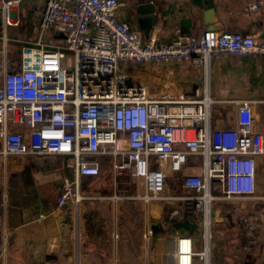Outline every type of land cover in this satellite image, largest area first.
Returning <instances> with one entry per match:
<instances>
[{"label": "built area", "instance_id": "2783aa9c", "mask_svg": "<svg viewBox=\"0 0 264 264\" xmlns=\"http://www.w3.org/2000/svg\"><path fill=\"white\" fill-rule=\"evenodd\" d=\"M24 1L0 0V155L69 158L74 178L60 186L59 209L95 200L184 202L189 216L200 220L201 249L194 248L193 234L167 237L163 264H209L212 207L222 198L254 195V157L264 154V125L242 102L234 127L211 128L214 101L207 86L178 97L171 85L155 90L137 67L153 64L171 74L179 62L207 70L217 56L258 54L264 61V42L232 31L191 37L179 28L168 42L145 41L117 20L125 6L120 0H44L40 37L32 43L7 34L18 26L15 8ZM246 11L255 14L258 3H248ZM48 31L63 37L47 41ZM10 43H19L17 61L7 60ZM66 53L73 56L72 68L64 66ZM197 156L201 163L189 167ZM102 166L126 175L135 190L110 196L84 191L81 178H97ZM173 180L179 192L166 193ZM258 221L241 220L246 252L257 244Z\"/></svg>", "mask_w": 264, "mask_h": 264}, {"label": "crops", "instance_id": "0c3cea01", "mask_svg": "<svg viewBox=\"0 0 264 264\" xmlns=\"http://www.w3.org/2000/svg\"><path fill=\"white\" fill-rule=\"evenodd\" d=\"M125 6L117 20L139 32L143 40L170 41L174 31L198 37L205 30L252 34L264 42V0H120ZM259 11L250 14L248 3ZM211 12L207 14L208 11ZM155 90L171 85L178 97L196 88H208L214 101L211 128L235 126L242 102L252 106L254 119L264 125V61L258 54L233 58L217 56L207 70L190 62L174 64L171 74L153 64L138 66ZM1 150V143H0ZM201 163L199 156L189 167ZM255 193L252 197L222 198L212 207L209 264H264V154L254 157ZM72 162L65 156L34 158L0 155V264H163L165 239L193 234L201 249L199 218L193 232L183 225L192 221L180 200H95L77 209H59L56 201L65 179H73ZM87 193L110 196L135 190L126 175L115 176L107 166L97 178L82 177ZM216 196L218 187L213 188ZM179 192L178 180L168 181L166 193ZM244 217L259 221L253 230L257 244L244 251ZM70 229L72 234L68 233Z\"/></svg>", "mask_w": 264, "mask_h": 264}, {"label": "rangeland", "instance_id": "374dc122", "mask_svg": "<svg viewBox=\"0 0 264 264\" xmlns=\"http://www.w3.org/2000/svg\"><path fill=\"white\" fill-rule=\"evenodd\" d=\"M44 0H25L21 5L15 8L16 18L18 21V26L10 27L8 29L9 38H14L16 40L29 41L34 43L40 37V11L43 7ZM2 22L0 20V36L3 35ZM63 37L59 33H51V31L45 33L44 39L51 40V38L58 40ZM57 42V41H56ZM20 56L19 43L16 45L10 43V48L7 53L8 62L17 61ZM64 66L68 68L73 67V56L70 53H66L64 58Z\"/></svg>", "mask_w": 264, "mask_h": 264}, {"label": "water", "instance_id": "95a60500", "mask_svg": "<svg viewBox=\"0 0 264 264\" xmlns=\"http://www.w3.org/2000/svg\"><path fill=\"white\" fill-rule=\"evenodd\" d=\"M194 2H196L197 4H201L202 2H206L207 0H193ZM211 12L208 11L207 14H209ZM183 227L188 231V232H193L196 228V222L195 220L192 221H187Z\"/></svg>", "mask_w": 264, "mask_h": 264}]
</instances>
